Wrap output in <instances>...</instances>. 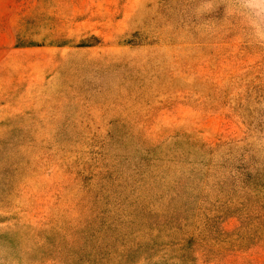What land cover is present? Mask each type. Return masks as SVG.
I'll use <instances>...</instances> for the list:
<instances>
[{
    "label": "rangeland",
    "instance_id": "rangeland-1",
    "mask_svg": "<svg viewBox=\"0 0 264 264\" xmlns=\"http://www.w3.org/2000/svg\"><path fill=\"white\" fill-rule=\"evenodd\" d=\"M0 264H264V0H0Z\"/></svg>",
    "mask_w": 264,
    "mask_h": 264
}]
</instances>
